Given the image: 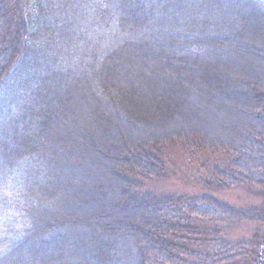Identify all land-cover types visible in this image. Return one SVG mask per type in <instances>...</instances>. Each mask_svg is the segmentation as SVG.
Masks as SVG:
<instances>
[{
	"label": "trees",
	"instance_id": "16d2710c",
	"mask_svg": "<svg viewBox=\"0 0 264 264\" xmlns=\"http://www.w3.org/2000/svg\"><path fill=\"white\" fill-rule=\"evenodd\" d=\"M247 6L238 33L213 28L192 37L173 26L166 35L155 21L164 9L147 0H0V264H264V86L220 58L264 61V8ZM94 37L102 51L90 52ZM234 78L256 93L231 105L248 121L240 131L221 139L179 124L201 95L196 83L212 95L215 82ZM85 101L105 133L125 120L144 137L110 152L104 173L113 209L93 215L110 225L78 239L84 221H38L78 176L60 164L80 159L58 137L70 119L83 121ZM175 146L210 159L192 176L201 193L150 188L167 176ZM232 190L260 203L237 207L213 196ZM241 222L257 228L248 239L230 240ZM128 224L132 236L121 230Z\"/></svg>",
	"mask_w": 264,
	"mask_h": 264
},
{
	"label": "rangeland",
	"instance_id": "374dc122",
	"mask_svg": "<svg viewBox=\"0 0 264 264\" xmlns=\"http://www.w3.org/2000/svg\"><path fill=\"white\" fill-rule=\"evenodd\" d=\"M150 3L161 4L162 9H164V13L160 14L161 18H157L155 21L162 27L164 26V30L168 32H165L166 35H170L169 33L173 32V26L174 32L185 28L191 34L188 36L192 37L193 35L194 37L195 35L202 36L203 30L209 31L213 28H218L225 35L238 33L241 23L240 18L242 19L249 11L247 4H250L252 8H264V5L259 0H150ZM150 3L147 0V4ZM29 5H31V2ZM149 12L152 15L151 10ZM188 27H191L192 30L188 29ZM148 33L151 34V30L145 29L142 34L148 35ZM164 36L165 34L162 33V37ZM259 37L261 39L262 35H259ZM97 38L91 39L94 48L91 45L90 52L94 49L102 51L100 49L101 45L98 44L100 40ZM95 46L100 47L95 48ZM83 56L84 52L82 55L81 53L79 54V58L82 57V60L84 59ZM220 58L222 61L229 60L231 62L230 65L232 67L230 66V70L240 71L242 74L240 76H243L246 80H254L260 86H264V61L261 59L248 56L236 57L232 54L226 55V57L220 56ZM77 64L79 63L72 65L73 70L76 69ZM82 66L85 67L86 65ZM196 84V89L201 95L197 94L196 98L192 99L194 103L189 116L179 124L199 126L210 136L221 139L231 136L233 134L232 129L240 131L248 124V121L239 111L242 108L236 107L234 109L231 105L237 104L241 107L248 102L247 96L249 94L256 95L252 85L247 86L235 78L225 79L215 82L214 94L208 95L207 90L204 89V84ZM211 84L213 83L210 82L209 85ZM241 96H245V99L243 100ZM84 105L89 107V112L84 115L83 121L81 122L79 115L76 117V123H73L75 122L74 119H70L72 132L69 128H65L62 131L61 139L58 137L59 141H64L69 145L68 151L71 158L80 159L78 161L64 160L60 164L64 167H72L71 170H67V173L78 174V176L74 179L73 184L64 183L63 189L59 193L60 195H56L51 205L48 206V212L52 211L54 213L51 212L49 216L38 221L40 225L50 220L64 225L84 221L85 230L74 231V233L78 234V239L81 238V233L102 232L103 229L107 230L110 225L109 222L111 221L108 220L102 221V223L97 219L93 220L94 214L105 215L109 209H113L110 206V196L114 194V189L109 183L108 172L104 173V169L107 171L106 167L109 165L108 157L110 158V152L120 148L122 144L136 136L144 137L143 133L134 131L132 126L125 120L120 121L116 127H110L108 134L105 133L102 130V120L97 119L93 106H89L86 101ZM59 145V148L62 149L63 146ZM95 149H98V151L95 152ZM99 149H102V152ZM169 151L167 158L174 161L168 160V164L166 163L165 165L167 176L159 180L157 184H152L150 188H154L161 194L194 195L201 193L192 180V176L200 168L205 169L201 164L210 162L207 155L184 146H175ZM103 183H107L106 186ZM213 196L237 207L260 203V200H257L253 195L241 190L220 192ZM53 215L55 217L52 219ZM127 226V228L122 226V229H120L126 230L128 235L132 236L130 224ZM256 228L257 226L253 222H241L229 230L228 238L230 240L248 239ZM120 236L116 234L113 238L118 240ZM79 249L81 248L79 247ZM88 262L94 264L98 260Z\"/></svg>",
	"mask_w": 264,
	"mask_h": 264
},
{
	"label": "water",
	"instance_id": "95a60500",
	"mask_svg": "<svg viewBox=\"0 0 264 264\" xmlns=\"http://www.w3.org/2000/svg\"><path fill=\"white\" fill-rule=\"evenodd\" d=\"M264 5V0H259Z\"/></svg>",
	"mask_w": 264,
	"mask_h": 264
}]
</instances>
